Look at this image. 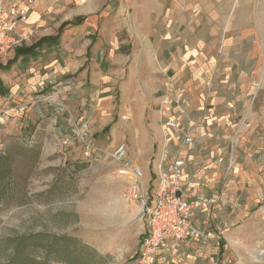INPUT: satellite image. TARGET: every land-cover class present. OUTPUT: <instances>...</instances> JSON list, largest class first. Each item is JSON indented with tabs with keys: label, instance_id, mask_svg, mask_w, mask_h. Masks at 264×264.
<instances>
[{
	"label": "crops",
	"instance_id": "0c3cea01",
	"mask_svg": "<svg viewBox=\"0 0 264 264\" xmlns=\"http://www.w3.org/2000/svg\"><path fill=\"white\" fill-rule=\"evenodd\" d=\"M12 5L27 11L15 33L19 47L55 36L68 24L58 44L20 57L2 72L17 70L14 95L24 99L32 90L46 95L55 89L73 100L71 118L84 125L98 120L96 135L106 151L127 145L142 171L143 193L153 196L160 169L180 158L185 192L218 199L191 216L207 242L196 239L170 254L160 250L152 264H215L220 241L228 243L234 224L264 218V37L238 22L219 26V9L203 0ZM57 105H46L54 126ZM167 120L178 129L168 128Z\"/></svg>",
	"mask_w": 264,
	"mask_h": 264
},
{
	"label": "rangeland",
	"instance_id": "374dc122",
	"mask_svg": "<svg viewBox=\"0 0 264 264\" xmlns=\"http://www.w3.org/2000/svg\"><path fill=\"white\" fill-rule=\"evenodd\" d=\"M207 4L219 9V26L238 22L264 37V0H203V5ZM14 50L0 60V70L10 63ZM3 71L0 152L14 155L24 193L16 199L22 201L21 205L0 202V264H9L16 247L14 239L30 235L59 239L56 245L62 242L55 256L60 260L49 264H67L60 262L64 259L71 264H138L148 234L146 218L140 204L131 198L132 180L129 183L119 175V165L110 156L112 151L99 143V121L92 125L73 121L76 103L55 89L46 95L32 90L24 99L19 93L14 95L12 80L17 70ZM49 102H56L61 109L56 126L51 124L53 118L46 108ZM41 107L44 109L40 113ZM66 140L70 143L65 144ZM89 142L97 150L87 156L85 143ZM20 147L35 148V153L20 152ZM48 237L33 243L44 245ZM227 239L228 243L220 241L222 248L215 264H264V218L234 224ZM35 254L40 261L46 251Z\"/></svg>",
	"mask_w": 264,
	"mask_h": 264
},
{
	"label": "built area",
	"instance_id": "2783aa9c",
	"mask_svg": "<svg viewBox=\"0 0 264 264\" xmlns=\"http://www.w3.org/2000/svg\"><path fill=\"white\" fill-rule=\"evenodd\" d=\"M223 1L215 0L216 3ZM26 16L27 11L13 6L12 0H0V60L10 50L20 45L21 41L15 37V33ZM163 103L165 106L170 104L168 100H164ZM166 126L178 129L177 123L173 120H167ZM184 142L192 144L193 139L186 136ZM68 143L70 141L66 140L65 144ZM85 144L87 156L97 150L92 142ZM110 156L119 165V175L132 180L131 198L140 203L142 214L146 218L148 234L142 244L138 264H152V257L160 250L170 254L193 240L208 241V236H203L200 228L192 223L191 216L197 206H214L218 199L204 195L191 197L185 192L183 184L185 162L182 159L174 158L167 163L165 169H160L154 194L150 196L142 191L140 182L142 171L128 157L127 145L120 144ZM163 156L168 159L167 149L164 150ZM197 253H204L203 245L197 248Z\"/></svg>",
	"mask_w": 264,
	"mask_h": 264
},
{
	"label": "trees",
	"instance_id": "16d2710c",
	"mask_svg": "<svg viewBox=\"0 0 264 264\" xmlns=\"http://www.w3.org/2000/svg\"><path fill=\"white\" fill-rule=\"evenodd\" d=\"M84 19H77L75 22L83 21ZM68 25V24H67ZM63 26L57 35L52 37H45L35 43L32 46H21L17 47L15 50V57L13 60L10 61V63L6 66H2L1 70L9 68L20 58L23 56H30L35 57L39 54L40 50H42L44 47L47 46H53L59 43L61 34L64 30V28L67 26ZM0 70V72H1ZM20 152L23 153H35V148H28V147H20ZM37 153V152H36ZM37 156V154H35ZM23 179L19 176L16 165H15V158L14 155H12L9 151L6 152H0V202L1 203H15V205H21L23 204L22 201L16 200L17 196L19 194L24 193V186H23ZM17 203V204H16ZM48 236L43 235H30L25 238L21 237L19 239H14L13 243H15L16 247L14 249V252L11 259L8 260L9 264H49L54 260H60L55 259V256L57 255V252L61 250V244H57V241L59 242V239L54 238H47L48 243H44L42 245L41 243L39 245H35L33 242H36L37 239H41ZM68 240V239H67ZM12 245V241H9ZM60 248V249H59ZM45 250L46 254L43 258V260L37 261L38 258L36 256V252L39 250ZM60 262H66L67 264H71L68 259L61 260Z\"/></svg>",
	"mask_w": 264,
	"mask_h": 264
}]
</instances>
